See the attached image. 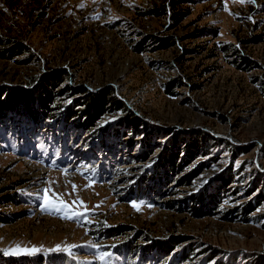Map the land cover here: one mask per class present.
<instances>
[{"label": "rangeland", "instance_id": "374dc122", "mask_svg": "<svg viewBox=\"0 0 264 264\" xmlns=\"http://www.w3.org/2000/svg\"><path fill=\"white\" fill-rule=\"evenodd\" d=\"M1 93L0 264H264V0H0Z\"/></svg>", "mask_w": 264, "mask_h": 264}, {"label": "trees", "instance_id": "16d2710c", "mask_svg": "<svg viewBox=\"0 0 264 264\" xmlns=\"http://www.w3.org/2000/svg\"><path fill=\"white\" fill-rule=\"evenodd\" d=\"M242 61L244 63L248 64V61L245 59V57L242 55ZM65 77L63 74H58L55 76H52L51 78L48 79V83L52 84L53 82L58 83V81L62 80V78ZM53 81V82H52ZM70 88V87H68ZM82 89V91H86V89L80 88ZM61 91L66 90V88L63 89H59ZM67 91V90H66ZM53 89L52 90H47L45 89L43 92L44 96H40V106L42 107L41 109L39 108L40 113L44 114H49V109H50V105L52 103V95H53ZM89 96H87V103L91 102L92 105H86L85 108H83L82 110L86 111L85 115H84V120L82 119V121L78 122L77 124L80 125H84L86 128H90L91 126H93V124H95V120L97 118L100 117V115L102 114V111L106 108L109 107H116L117 109H126V105L125 103L118 98L116 95H114L112 93V91L110 90H102L97 94H89L87 93ZM11 99V100H10ZM9 100H3L2 98V93L0 94V109L2 108V106L4 107H8L10 104H16L19 100V102L21 101L20 99H22L21 97H19V99L17 98H10ZM14 101H13V100ZM47 101V102H46ZM3 102V104L1 103ZM22 102V101H21ZM29 108V107H28ZM39 112H36L35 110L31 109V107L29 109H27V115L31 116L32 118H37ZM128 116H127V121L132 124L138 125L139 124V120H137V117L131 113V112H127ZM66 114L69 116V118H72L74 115L77 114L76 110H73L72 108L68 107V110L66 112ZM48 116V115H46ZM30 117V119H31ZM130 119V120H129ZM247 208V207H246ZM245 210V209H244Z\"/></svg>", "mask_w": 264, "mask_h": 264}, {"label": "snow or ice", "instance_id": "6c2138e0", "mask_svg": "<svg viewBox=\"0 0 264 264\" xmlns=\"http://www.w3.org/2000/svg\"><path fill=\"white\" fill-rule=\"evenodd\" d=\"M240 2H244V0H240ZM84 5L81 4L80 7H83ZM225 10H227V7L225 6ZM73 189L75 190V185H73ZM44 193V196L42 197L43 199V204H42V210L44 211H55L57 213H63L61 216L62 219H78L79 217L83 216L84 214L82 212H77L72 210V207L68 205L63 199H62V194H57V193H52V198L50 199L48 196V193L50 189H43L42 190ZM73 204H76L74 201ZM81 207L86 208L87 206L83 204V201L79 202ZM133 207H138V205L133 204ZM94 246V245H89ZM78 247L77 245H66L64 247H61L60 245H57L52 251H63L68 253L69 255L72 254L71 250L73 248ZM40 251L38 248H33V249H21L19 246H17L15 249L11 250H5L6 255H20V254H27V255H33L36 252ZM110 255L109 253L101 252L99 253V259L101 261H104L106 257Z\"/></svg>", "mask_w": 264, "mask_h": 264}, {"label": "bare ground", "instance_id": "6f19581e", "mask_svg": "<svg viewBox=\"0 0 264 264\" xmlns=\"http://www.w3.org/2000/svg\"><path fill=\"white\" fill-rule=\"evenodd\" d=\"M69 149V148H68ZM63 150H64V147H63ZM69 153H71L73 155V152H71V150H69Z\"/></svg>", "mask_w": 264, "mask_h": 264}]
</instances>
